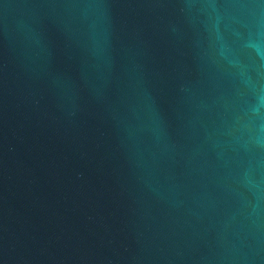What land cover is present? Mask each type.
<instances>
[{
  "label": "water",
  "instance_id": "1",
  "mask_svg": "<svg viewBox=\"0 0 264 264\" xmlns=\"http://www.w3.org/2000/svg\"><path fill=\"white\" fill-rule=\"evenodd\" d=\"M0 264H264V0H0Z\"/></svg>",
  "mask_w": 264,
  "mask_h": 264
}]
</instances>
